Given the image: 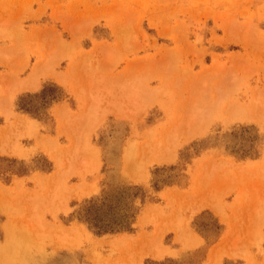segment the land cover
<instances>
[{
	"label": "rangeland",
	"instance_id": "rangeland-1",
	"mask_svg": "<svg viewBox=\"0 0 264 264\" xmlns=\"http://www.w3.org/2000/svg\"><path fill=\"white\" fill-rule=\"evenodd\" d=\"M263 113L264 0H0V246L264 264Z\"/></svg>",
	"mask_w": 264,
	"mask_h": 264
},
{
	"label": "bare ground",
	"instance_id": "bare-ground-1",
	"mask_svg": "<svg viewBox=\"0 0 264 264\" xmlns=\"http://www.w3.org/2000/svg\"><path fill=\"white\" fill-rule=\"evenodd\" d=\"M92 55V54H91ZM87 57V56H86ZM159 59V58H158ZM150 62V61H149ZM38 63V62H37ZM39 64V63H38ZM43 64V63H41ZM154 64V63H153ZM39 67V65H38ZM37 67V68H38ZM36 70V67H35ZM30 78V77H29ZM26 79V78H25ZM66 79V78H65ZM32 80V79H31ZM37 81V80H36ZM31 82V81H29ZM22 85V84H21ZM20 85V87H21ZM119 86V85H118ZM25 88L31 87V84L28 85V82L24 85ZM23 88V87H22ZM123 89V88H122ZM117 93V92H116ZM119 95V94H117ZM122 95V94H121ZM107 100V99H106ZM106 102V101H105ZM239 103V102H238ZM234 105V104H233ZM238 105V104H237ZM260 110V109H259ZM261 111V110H260ZM255 112V111H254ZM86 114V113H85ZM264 114V113H263ZM86 116V115H85ZM81 118V117H80ZM31 121L29 122V120L27 119H22V118H17L15 121V126L17 127H30L31 126ZM22 130V128H20ZM31 129V128H30ZM33 129V127H32ZM12 130V129H11ZM20 130V131H21ZM28 130V129H27ZM4 133L2 134L1 138H0V152L3 153H11V151H9L7 148V146L10 144H8L7 146H5L4 144L6 143L7 137H8V130L4 129ZM10 131V130H9ZM19 131V132H20ZM29 131V130H28ZM31 132V131H30ZM23 134V133H22ZM9 138V137H8ZM153 144V143H152ZM160 144V143H159ZM17 145L16 147H18V144H14ZM170 145V144H169ZM152 146V145H151ZM157 146V145H156ZM159 146V145H158ZM167 146V145H166ZM172 146V145H170ZM20 148V147H19ZM15 149V148H14ZM13 150V149H12ZM16 151V149H15ZM18 151V150H17ZM13 152V151H12ZM129 152V151H128ZM127 152V153H128ZM17 153V152H16ZM156 153V152H155ZM14 154V152H13ZM129 154V153H128ZM127 156V155H126ZM153 157V156H152ZM127 159V158H126ZM160 159V158H159ZM167 160V159H166ZM232 169V168H231ZM249 172V171H248ZM213 187V186H212ZM206 188V187H205ZM204 188V189H205ZM208 188V187H207ZM200 189V188H199ZM209 189V188H208ZM201 193V192H200ZM170 195V194H169ZM174 198V197H173ZM208 199V198H207ZM1 200V199H0ZM203 201V200H202ZM1 202V201H0ZM199 203V202H198ZM210 204V203H209ZM202 205V204H201ZM215 207V206H214ZM4 213V212H3ZM8 224L6 227V234H5V242L4 244H2L0 246V264H28V260H29V255L22 249L24 243L28 240L27 237H29L27 234H25L22 230H20V227L17 226L15 227V224ZM6 226V225H5ZM186 230V229H185ZM180 231V230H179ZM181 232V231H180ZM60 233V232H59ZM147 237V236H146ZM193 237V236H192ZM195 237V236H194ZM73 238V237H72ZM191 238V236H190ZM130 239V238H129ZM142 244V243H141ZM96 247V246H95ZM142 247V246H141ZM32 264V263H31Z\"/></svg>",
	"mask_w": 264,
	"mask_h": 264
},
{
	"label": "trees",
	"instance_id": "trees-1",
	"mask_svg": "<svg viewBox=\"0 0 264 264\" xmlns=\"http://www.w3.org/2000/svg\"><path fill=\"white\" fill-rule=\"evenodd\" d=\"M47 88H44L43 89V93H44V91L46 90ZM30 97H33V96H27V98L26 99H24V98H21V100L23 101V103H21V107H20V109H22V110H24V111H26V112H31V111H33L34 109H33V107H32V105H31V103H30V101H31V99L32 98H30ZM28 99H30V100H28ZM112 227V226H111ZM111 227L109 228V229H104V228H102L101 227V230L100 231H105V230H110L111 229ZM128 225H126V224H123V225H121V226H118V225H116L114 228H121V229H128Z\"/></svg>",
	"mask_w": 264,
	"mask_h": 264
}]
</instances>
